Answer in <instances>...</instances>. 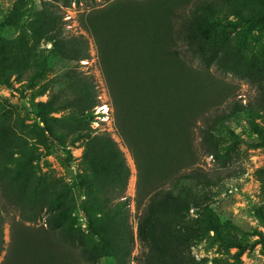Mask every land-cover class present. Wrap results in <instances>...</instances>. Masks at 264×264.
<instances>
[{"label": "trees", "instance_id": "16d2710c", "mask_svg": "<svg viewBox=\"0 0 264 264\" xmlns=\"http://www.w3.org/2000/svg\"><path fill=\"white\" fill-rule=\"evenodd\" d=\"M179 8L178 0L114 1L80 16L97 46L118 135L135 161L145 264H201L192 248L203 242L241 247L223 230L209 193L215 179L199 165L200 156L224 166L231 162L242 141L230 126L236 118L264 137L258 122L264 119V96L256 103H231L232 89L209 71L215 66L263 87L264 0H202L187 16ZM27 12L25 0H15L7 17L18 31L15 39H4L7 49L0 52L9 80L35 82L46 75L52 55L74 67L51 87L46 102L35 104L43 127L31 130L0 101V193L20 215L11 221L6 250L0 208V257L6 252L1 264H98L104 258L124 264L133 243L123 196L131 170L118 143L89 125L98 105L96 84L77 69L90 58L88 39L66 34L65 14L57 6ZM48 44L51 49H42ZM194 60L208 69L195 67ZM7 82L0 72V83ZM227 103L230 108L223 109ZM72 129V143L87 139L85 170L75 180L83 191L85 227L73 187L35 171L43 153L32 141L47 146L53 140L67 149ZM256 215L264 225V205Z\"/></svg>", "mask_w": 264, "mask_h": 264}, {"label": "rangeland", "instance_id": "374dc122", "mask_svg": "<svg viewBox=\"0 0 264 264\" xmlns=\"http://www.w3.org/2000/svg\"><path fill=\"white\" fill-rule=\"evenodd\" d=\"M114 1H146V0H70L64 3L63 0H25L27 14L40 11L43 5L50 4L60 8L65 14L66 34L84 35L89 42L90 58L81 63L77 68L80 72L93 78L96 84V95L98 105L95 108V121L90 125L95 134H107L111 136L124 153L128 166L131 170V178L123 196L129 200L127 206L128 224L133 235V243L130 255L124 264H145L143 262L148 248L138 237L137 230L142 210L136 207V185L137 169L135 161L126 144L119 137L115 126L114 107L111 101L109 89L105 76L100 66L98 50L91 34L84 30L80 24L82 13L102 8ZM180 4L179 13L187 16L190 11L202 0H178ZM15 0H0V52L6 50L4 39H15L18 35L17 29L8 22V14L11 12ZM256 34V31H255ZM52 48L51 44L43 45L42 49ZM194 66L200 69H208L206 66L194 60ZM74 67L72 63L63 60L58 55L48 58V71L45 76L33 83L22 81L15 76L7 77V68L0 64V72L7 78V83H0V101L8 108L15 109L26 120L30 129H36L44 124L35 114V104L46 102L50 95L51 87L60 84L64 75ZM209 71L218 79L222 80L232 89L233 102L242 104L256 103L264 96V85L260 87L247 79H242L233 74L222 72L212 66ZM264 83V81H263ZM231 96V95H230ZM223 109H229L230 105L225 104ZM60 117L61 114H55ZM261 127L264 128V119H260ZM202 122L200 121L199 124ZM62 124H57L60 128ZM232 129L241 137V143L231 152V162L228 165L217 163L210 156H200L199 165L204 168L215 179L216 186L210 190L214 200V209L220 216L225 234L235 235L241 247L221 248L210 242H203L192 248V254L196 261L201 264H264V225L256 215V209L264 205V194L262 182L264 181V140L262 134L256 132L252 126L243 118H236L230 122ZM87 130V129H86ZM197 132L196 144L199 143ZM73 129L68 131L67 149L60 147L53 140L47 146L39 141L33 140L40 152L43 153L40 160L35 163V171L39 176L53 175L63 182L71 185L78 202L77 215L85 227V219L81 212L83 191L75 185L78 174L85 170L83 152L86 138L72 143ZM198 145V144H197ZM67 150V151H66ZM112 201H117L116 195H110ZM0 208L5 220L4 241L5 249L11 243L10 224L13 219L20 220L19 212L9 208L3 201L0 193ZM229 224L235 226L231 228ZM227 226V227H226ZM6 252L0 257V264L4 261ZM85 264V263H81ZM98 264H117L114 258H104Z\"/></svg>", "mask_w": 264, "mask_h": 264}]
</instances>
